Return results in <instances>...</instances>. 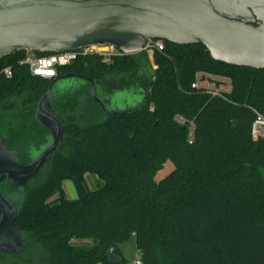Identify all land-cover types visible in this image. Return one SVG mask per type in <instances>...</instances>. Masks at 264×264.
<instances>
[{"label":"trees","instance_id":"obj_1","mask_svg":"<svg viewBox=\"0 0 264 264\" xmlns=\"http://www.w3.org/2000/svg\"><path fill=\"white\" fill-rule=\"evenodd\" d=\"M163 43L151 56H85L59 68L58 76L97 83L140 80L147 98L125 115L104 117L91 100L80 114L66 111L63 148L10 192L24 194L14 227L31 247L1 254V264H264V139L251 136L256 114L264 116V70L215 61L201 44ZM27 52L0 59V68L13 70L0 77V106L21 101L24 123L34 122L53 81L19 64ZM197 81L227 91L213 96L193 89ZM168 162L173 171L156 181ZM87 174L97 177V189H89ZM67 181L74 200L65 195ZM131 242L136 260L124 252Z\"/></svg>","mask_w":264,"mask_h":264},{"label":"water","instance_id":"obj_2","mask_svg":"<svg viewBox=\"0 0 264 264\" xmlns=\"http://www.w3.org/2000/svg\"><path fill=\"white\" fill-rule=\"evenodd\" d=\"M149 40L201 44L215 61L264 70V0H0V59L22 50L63 53L97 45L132 55L144 51ZM61 80L69 87L67 96L87 82L89 98L104 117L136 112L147 98L141 92L144 98L135 107L111 110L95 80L67 74L52 81L35 107L34 123L48 144L31 163L21 160L23 146L7 149L0 134V255L18 256L31 247L14 227L18 210L1 186L25 188L63 148L66 125L51 104ZM108 255L117 260L114 249Z\"/></svg>","mask_w":264,"mask_h":264},{"label":"rangeland","instance_id":"obj_3","mask_svg":"<svg viewBox=\"0 0 264 264\" xmlns=\"http://www.w3.org/2000/svg\"><path fill=\"white\" fill-rule=\"evenodd\" d=\"M201 83L203 85L208 84L207 81ZM210 85L212 87L214 86L212 84ZM134 86V82L130 81L126 77L110 76L106 78L105 81L98 83V94L102 96L103 100H105L106 105L110 109L123 110L127 107H134L135 104L141 100V95L134 94ZM223 88L226 90L225 86ZM88 100H90V98L87 89L84 85H80V87L75 89L70 96L65 97V101L59 106V108H56L62 119L66 121L69 120L66 111H68L70 108L76 107L78 114H80ZM20 104L21 101L15 100L10 101L3 106H0V132L2 133L0 134L5 139H8L6 144L8 146L14 145L12 141L14 139L19 140L20 142L26 141L31 145H35L34 152L36 150L38 151L42 145H45L48 142V138L36 129L34 122H22L20 115L24 113L23 111L25 110L20 107ZM25 157L30 159L29 157H27V153L25 154ZM173 169V164L171 162H168L164 166V169L156 175L155 180H163L173 171ZM86 182L89 189L91 190L97 189L100 184L97 177L90 174L86 175ZM5 183L8 184V186L5 185L6 190H4L6 191L4 194L7 197V201L11 205L19 204L23 199V192L19 191L17 193H10L13 187L8 182ZM63 187L65 190V195L68 199L74 200L77 198L76 190L71 182H65ZM6 197L4 196L5 199ZM124 252L131 260H136L138 258V253L135 250L133 242L129 243L125 247ZM1 262L3 261L0 260V264Z\"/></svg>","mask_w":264,"mask_h":264},{"label":"built area","instance_id":"obj_4","mask_svg":"<svg viewBox=\"0 0 264 264\" xmlns=\"http://www.w3.org/2000/svg\"><path fill=\"white\" fill-rule=\"evenodd\" d=\"M164 49L163 40H149L144 51L148 55H152L154 50L162 51ZM26 57L19 62L20 65L29 68L31 74L35 77L43 78L46 80H54L58 76V70L61 67H66L73 64L78 58L85 56H100L104 61L108 62L114 56H122L119 51L109 45H97L87 48H81L75 51L63 52V53H50L48 55H37L34 51L27 50ZM0 77L12 78L13 70L11 67L0 68ZM208 84L203 85L197 81L192 85L193 89L204 88L210 92L213 96H222L225 90L224 88H216ZM180 123H184L183 120H179ZM251 136L254 142H258L264 139V116L256 114L254 122L251 128ZM134 264H143L140 260H136Z\"/></svg>","mask_w":264,"mask_h":264},{"label":"flooded vegetation","instance_id":"obj_5","mask_svg":"<svg viewBox=\"0 0 264 264\" xmlns=\"http://www.w3.org/2000/svg\"><path fill=\"white\" fill-rule=\"evenodd\" d=\"M60 77V76H57V78ZM56 78V79H57ZM55 80V79H54ZM68 80V79H67ZM81 81V80H80ZM82 82V85L85 86V88L87 89V91H89V84L85 81H81ZM80 82V83H81ZM98 84V83H97ZM140 80L135 84V86L133 87V92L134 94H137V95H141V100L139 102H137L135 104V106L137 104H139L142 100H143V95L141 94V92H143L141 89H140ZM67 92H69V87L68 85L66 84L65 80H61V81H58V83L56 84L55 88H54V91L52 93L53 95V98L51 100V104L52 106L56 109L57 111V108H59V106L65 101V97L67 96ZM99 95V94H98ZM99 97L102 98L101 95H99ZM105 101V100H104ZM134 106V107H135ZM108 107V106H107ZM101 108V107H100ZM109 108V107H108ZM127 108H130V107H127ZM125 108V109H127ZM133 108V107H132ZM110 109V108H109ZM112 110V109H111ZM113 110H118V109H113ZM102 111V109H101ZM58 112V111H57ZM103 114V112H102ZM61 116V115H60ZM33 119H34V114H33ZM64 121V119H63ZM65 122V121H64ZM1 133V132H0ZM2 134V133H1ZM4 138V137H3ZM6 141V144H7V141L8 139H5ZM13 141V146H7V149L9 150H18L20 149L22 146L24 147V151H23V155L21 156V160L26 163V164H29L33 161V159L36 157L37 153H40L42 151V149L48 144V142L45 144V145H42L41 148L37 151L34 152V149H35V145H31L30 143H27L26 141L25 142H20L19 140H12ZM27 153V157H29L30 159L26 158L25 157V154Z\"/></svg>","mask_w":264,"mask_h":264}]
</instances>
